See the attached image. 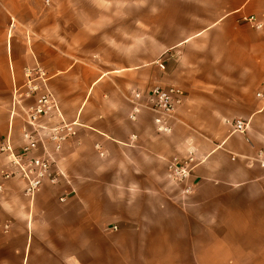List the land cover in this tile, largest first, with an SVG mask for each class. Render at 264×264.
<instances>
[{
    "label": "crops",
    "instance_id": "crops-1",
    "mask_svg": "<svg viewBox=\"0 0 264 264\" xmlns=\"http://www.w3.org/2000/svg\"><path fill=\"white\" fill-rule=\"evenodd\" d=\"M36 65L76 135L33 197L0 158V264H264V0H0V139L15 147L31 100L13 92ZM154 86L182 104L152 112ZM190 155V178L170 180Z\"/></svg>",
    "mask_w": 264,
    "mask_h": 264
},
{
    "label": "built area",
    "instance_id": "built-area-1",
    "mask_svg": "<svg viewBox=\"0 0 264 264\" xmlns=\"http://www.w3.org/2000/svg\"><path fill=\"white\" fill-rule=\"evenodd\" d=\"M254 22V17L248 18ZM260 28L261 24H255ZM157 65L164 69V64L160 59ZM24 83L21 90H15L14 104L22 106L26 100H31L26 106H22L21 143L15 147L12 141L11 129L0 139V158L6 162V167L1 173V178L7 180H19L22 183L23 192L33 197L34 194L43 186L45 182L56 184L58 175L61 173L56 167L55 154L60 152L63 144L76 135V123L66 122L60 112L59 106L47 86L48 76L45 70L36 65L26 67L24 70ZM141 94L135 92L131 101L133 102L132 111L129 115L131 119L136 118L142 104L136 100L141 99ZM184 92L176 87L166 88L160 86L152 87L145 95L146 106L152 112L168 116L182 104ZM256 97L264 100V80L262 87L256 92ZM52 124L46 122L52 121ZM154 123L159 132H169L170 127L165 119L160 116L154 118ZM233 131L244 133L246 124L243 120L230 122ZM136 138L135 135L131 136ZM256 161L264 167V151H259ZM195 158L190 155L183 159H173L167 169V177L175 182H186L193 173ZM2 186L0 185V192ZM190 187L186 186L183 192L188 193ZM63 200V198H61Z\"/></svg>",
    "mask_w": 264,
    "mask_h": 264
},
{
    "label": "rangeland",
    "instance_id": "rangeland-1",
    "mask_svg": "<svg viewBox=\"0 0 264 264\" xmlns=\"http://www.w3.org/2000/svg\"><path fill=\"white\" fill-rule=\"evenodd\" d=\"M248 237V236H247ZM249 238V237H248ZM229 242H232V238L230 237L229 238ZM214 261L213 260H211V263H213Z\"/></svg>",
    "mask_w": 264,
    "mask_h": 264
}]
</instances>
